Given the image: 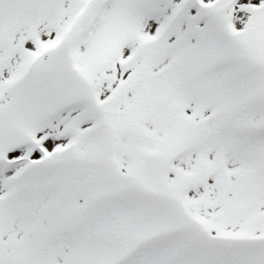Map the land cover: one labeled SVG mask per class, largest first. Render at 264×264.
<instances>
[{
	"label": "snow or ice",
	"instance_id": "snow-or-ice-1",
	"mask_svg": "<svg viewBox=\"0 0 264 264\" xmlns=\"http://www.w3.org/2000/svg\"><path fill=\"white\" fill-rule=\"evenodd\" d=\"M0 264H264V0H0Z\"/></svg>",
	"mask_w": 264,
	"mask_h": 264
}]
</instances>
